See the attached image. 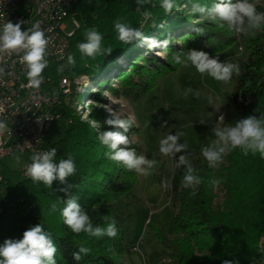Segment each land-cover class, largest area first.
<instances>
[{
  "label": "trees",
  "instance_id": "16d2710c",
  "mask_svg": "<svg viewBox=\"0 0 264 264\" xmlns=\"http://www.w3.org/2000/svg\"><path fill=\"white\" fill-rule=\"evenodd\" d=\"M254 1V0H253ZM215 0H200L211 6ZM264 4V0H261ZM178 10L165 13L160 0L139 6L135 0H78L72 12L78 27L69 38V48L62 63L48 64L56 79L60 75L71 78L79 75L92 77V81L104 78L97 92L89 91L91 100L102 97V89L113 94L130 96L144 93L155 86L156 80L175 71L180 64L173 60L177 51L201 49L210 55L221 52L237 41L239 35L229 32L227 26L220 29L216 24L194 15L188 0H176ZM150 13V15H146ZM130 24L142 30L146 36L158 40L168 39L167 48L156 49L163 52L158 58L149 50L141 51L139 42L125 45L118 39L115 22ZM166 22L164 28L158 25ZM95 27L103 36L102 47L112 48L111 55L84 56L77 44L84 42V32ZM203 27L205 33L197 34ZM257 35L246 41L247 59L236 62L240 72L235 74L232 84L233 107L228 125L248 115L264 113V27ZM73 54L75 65L57 72L61 64L67 65V56ZM120 59L127 61L124 68ZM115 73L116 86L105 84L106 72ZM56 83V82H55ZM97 84V83H96ZM78 94V93H77ZM83 96V95H82ZM71 98H77L75 93ZM75 109L65 105L63 118L59 121L64 130L57 140L48 145L57 149L56 161L74 157L77 171L68 182L76 185L71 192L78 197V203L88 210L94 224L106 226L102 216L109 215L117 220L118 234L114 238L90 237L86 233L75 234L63 223L59 212L49 215V207L56 202L63 207L64 192L54 191L64 187L59 181L53 182V189L43 183H33L28 176L13 185L11 192L16 206L6 224L0 226V243L6 238H22L23 232L37 223L52 233L58 247L57 264H124L121 254L126 245L122 229V212L115 209L112 202L127 194L137 181V173L129 171L122 164L108 160L106 147L99 140V133L111 129L104 124L109 116L103 108L89 110L90 117L98 124L94 128L83 120ZM138 127L130 131L138 132ZM129 131V132H130ZM133 147L134 144L132 145ZM137 150V149H136ZM138 153V151H137ZM175 159L170 177L169 201L173 206L171 217L172 235L167 237L157 226H153L155 236L166 250V264H222L224 259H238L239 264H258L264 258V159L259 154L244 156L239 149L225 156V164L218 170L208 167V163L196 161L192 166L202 177L203 182L196 188V195L183 186L185 168H177ZM221 183L213 186L210 181ZM223 191V198L216 202V188ZM11 194H7L0 206L8 205ZM93 208L98 211H93ZM89 248L90 254L83 255L80 261L73 259L72 253L79 246Z\"/></svg>",
  "mask_w": 264,
  "mask_h": 264
},
{
  "label": "clouds",
  "instance_id": "9594fccd",
  "mask_svg": "<svg viewBox=\"0 0 264 264\" xmlns=\"http://www.w3.org/2000/svg\"><path fill=\"white\" fill-rule=\"evenodd\" d=\"M139 6L151 4V0H135ZM191 4L192 14H198L200 17L216 24L220 29L227 26V30L234 34H246L252 30L264 27V12L257 11V5L253 0H215L211 6L200 3V0H188ZM160 6L165 13L171 14L173 9L178 10L176 0H160ZM150 15V13H146ZM24 20L13 23L8 20L0 25V54L14 53L21 55L22 63L26 67L28 86L39 88L43 83L42 75L44 69L48 66V46L49 37L41 27V22L36 21L28 29H22ZM160 28L166 26V22L158 25ZM115 30L118 33V39L125 45L139 42L141 47L148 50L167 48L168 39L158 40L156 37L146 36L139 28H134L130 24L117 20ZM197 34L203 35L205 29L198 27ZM84 42L77 44V48L84 56L95 58L97 55H111L112 48L102 47V34L95 28H88L84 32ZM173 60L184 67L193 66L201 74H207L216 81L228 83L233 74H239V65L230 61H222L218 55L212 56L201 49H188L186 52L177 51L173 55ZM75 65L73 54L67 56V65L61 64L57 67V72L63 73L68 66ZM4 68L0 67V73ZM192 93L199 98L198 91L186 89L184 95ZM109 116L104 119V124L111 129L99 133L100 142L106 147L105 157L118 164H122L129 171H135L137 174L148 177L156 169L158 162L155 159H149L145 154H138L135 143L129 136L130 129L135 125L133 117H125L123 111L106 110ZM51 119V118H49ZM220 124L225 121L224 115L218 118ZM165 120L161 127L167 126ZM204 123V121H200ZM6 127L0 120V130ZM215 139L201 149V154L208 163V167L217 168L223 163L224 157L233 150L239 149L244 156L259 154L264 159V113L257 115H248L235 121L234 124L227 126H215L212 129ZM185 133L177 130L175 134L169 133L159 141V151L163 156L175 157L179 155L176 167L185 168L183 175V186L191 189L192 195H196V188L203 182L202 177L188 160L186 150L187 142H180V138ZM57 149L50 148L47 151L33 152L29 163L26 166V175L33 183H43L47 188L53 189V182L59 181L61 187L53 189L54 191L64 192L66 199H61L63 207H58L56 202H52L49 207V215L56 212L60 213L64 225L75 234L86 233L90 237L103 238L105 236L114 238L118 234L117 220L109 215L102 216L106 226L94 224L88 210L78 203V197L72 195V188L76 185L68 182L69 177L76 174L77 166L74 157L68 154L67 158L56 161ZM16 164L21 163V156H14ZM213 186H218L221 181L213 179L210 181ZM167 188V184L163 185ZM93 211L98 209L93 208ZM52 233L45 230L43 224L37 223L23 232L22 238H6L0 243V264H57L56 254L58 252ZM90 249L81 245L78 251L73 252V259L80 261L83 255L90 254ZM222 264H239L238 259H224Z\"/></svg>",
  "mask_w": 264,
  "mask_h": 264
},
{
  "label": "rangeland",
  "instance_id": "374dc122",
  "mask_svg": "<svg viewBox=\"0 0 264 264\" xmlns=\"http://www.w3.org/2000/svg\"><path fill=\"white\" fill-rule=\"evenodd\" d=\"M257 5V11L264 12V4L261 0H254ZM71 17L64 18L65 30L74 28ZM260 30H252L246 34L237 37V41L227 46L221 52H216L212 56L218 55L222 61L233 63L243 62L247 59L248 51L246 41L249 37H254ZM141 51L146 52V47H141ZM152 55L163 58L164 53L159 50H149ZM119 63L124 68L127 61L120 59ZM178 68L156 80L155 86L150 90L140 93L123 96L116 95L109 90L102 89V98L91 100L86 94L89 91L97 92L99 86L104 84V78L92 81V77L84 76L87 83L83 88V96L77 94L76 99L70 100L79 116L97 128L98 124L90 115L92 108L103 110L112 109L123 111L125 117H133L134 127H138V132L130 131L129 136L135 141L134 146L138 154H145L149 159H155L158 164L152 174L148 177L137 175V181L134 187L125 195L112 202L117 211L122 212V229L125 234V242L130 250L124 249L121 259L124 264H166L167 254L160 240L154 233L153 226L160 228L167 237L172 233L171 217L173 206L169 201L170 177L173 172L175 159L183 153H178L175 157L163 156L159 151V141L169 133L175 134L177 130L185 133L180 138V142H187L186 150L188 160L191 164L197 160L206 162L201 154V149L207 146L211 140L215 139L212 129L219 126H227L228 119L232 115L234 104L232 95L233 79L228 83L216 81L211 76L199 74L196 69L189 64L184 67L182 64ZM81 76V75H79ZM235 74H233L234 78ZM108 78L105 84L110 83L116 86L115 73L109 71L103 76ZM97 83V84H96ZM191 88L193 92L200 93L199 98L189 93L187 98L184 93L186 89ZM108 113V112H107ZM109 114V113H108ZM224 115L225 121L220 124L218 118ZM167 120V126L161 127ZM204 121V123H200ZM64 128L58 122L53 124L52 129L44 138L45 145H49L58 139L63 133ZM21 156V163L16 164L14 156L6 157L2 160L1 168L5 179L9 181L6 184V191L1 194L5 197L11 194L13 198V185L24 178L22 174L23 165L27 164L31 155L29 153L17 154ZM225 164V157L215 170ZM167 184V188L163 185ZM216 202L223 198V191L216 188ZM4 213L0 214V221L6 222L13 212L9 205H2ZM136 245L137 250H131V246ZM258 264H264V258Z\"/></svg>",
  "mask_w": 264,
  "mask_h": 264
},
{
  "label": "built area",
  "instance_id": "2783aa9c",
  "mask_svg": "<svg viewBox=\"0 0 264 264\" xmlns=\"http://www.w3.org/2000/svg\"><path fill=\"white\" fill-rule=\"evenodd\" d=\"M77 1L0 0V25L8 20L13 23L24 20L25 23L21 27L28 29L33 23L40 21L50 40L46 57L48 64L50 62L60 64L68 53L69 38L78 27V22L71 11ZM69 16L74 28L66 31L63 21ZM0 67L4 68V72L0 73V120L6 125L0 130L1 166L2 160L6 157L21 153L32 155L33 152L49 150L44 138L53 124L62 120L63 107L65 105L72 107L71 94L83 95L84 83H87V80H84L83 75L74 78L60 75L55 79L47 66L42 73L43 83L39 88H31L28 86L26 67L22 63L21 55L0 54ZM29 163L31 160L23 165L24 176H27L25 169ZM5 184L6 180L0 167V193L4 190ZM16 201L12 198L8 205L14 209ZM137 249L136 245L131 246V250Z\"/></svg>",
  "mask_w": 264,
  "mask_h": 264
},
{
  "label": "crops",
  "instance_id": "0c3cea01",
  "mask_svg": "<svg viewBox=\"0 0 264 264\" xmlns=\"http://www.w3.org/2000/svg\"><path fill=\"white\" fill-rule=\"evenodd\" d=\"M5 180H6V184L9 183V181H8L7 179H5ZM6 184L3 186V187H4V190L0 193V196H1V194L3 195V193L6 191V190H5V189H6ZM2 198H4V197H1V198H0V201H2ZM0 208H1V206H0ZM4 211H5L4 208H2V210H0V214H3ZM2 224L4 225V224H6V222L0 221V226H1Z\"/></svg>",
  "mask_w": 264,
  "mask_h": 264
}]
</instances>
